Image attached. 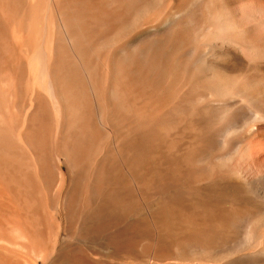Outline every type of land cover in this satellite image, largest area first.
Here are the masks:
<instances>
[{
  "label": "bare ground",
  "instance_id": "6f19581e",
  "mask_svg": "<svg viewBox=\"0 0 264 264\" xmlns=\"http://www.w3.org/2000/svg\"><path fill=\"white\" fill-rule=\"evenodd\" d=\"M0 264H264V0H0Z\"/></svg>",
  "mask_w": 264,
  "mask_h": 264
},
{
  "label": "rangeland",
  "instance_id": "374dc122",
  "mask_svg": "<svg viewBox=\"0 0 264 264\" xmlns=\"http://www.w3.org/2000/svg\"><path fill=\"white\" fill-rule=\"evenodd\" d=\"M58 219H59V221L61 220L60 216H58ZM60 235H61V236H60ZM62 237H63L62 232H60V234H59V236H58V239L62 240ZM60 240H59V241H60Z\"/></svg>",
  "mask_w": 264,
  "mask_h": 264
}]
</instances>
